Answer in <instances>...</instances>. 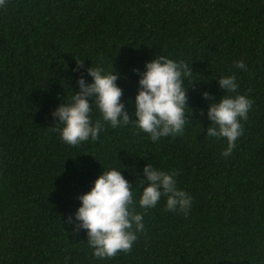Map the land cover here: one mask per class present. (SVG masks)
<instances>
[{
  "label": "trees",
  "instance_id": "16d2710c",
  "mask_svg": "<svg viewBox=\"0 0 264 264\" xmlns=\"http://www.w3.org/2000/svg\"><path fill=\"white\" fill-rule=\"evenodd\" d=\"M183 60L191 110L183 135L152 142L133 127L62 142L51 112L77 91L75 60L120 74L121 100L156 55ZM243 59L247 70L234 69ZM234 73L252 101L243 133L204 132L216 80ZM192 83V84H191ZM131 111V107L125 104ZM188 110L186 109V112ZM99 113L93 112V119ZM175 170L187 215L164 198L136 212L144 229L128 252L94 259L85 230L67 222L103 169L121 166L138 198L145 164ZM144 185L140 186V190ZM0 264H264V0H6L0 7Z\"/></svg>",
  "mask_w": 264,
  "mask_h": 264
},
{
  "label": "clouds",
  "instance_id": "9594fccd",
  "mask_svg": "<svg viewBox=\"0 0 264 264\" xmlns=\"http://www.w3.org/2000/svg\"><path fill=\"white\" fill-rule=\"evenodd\" d=\"M5 3L6 0H0V7ZM233 68L247 70L243 59L235 61ZM80 70L90 81L79 75L75 82L78 90L70 91L71 95L51 112L57 121L51 129L58 130L62 142L78 146L95 141L105 125L113 129L131 126L147 134L152 142L183 135L191 115L186 94L189 86L185 87V81L192 71L185 61L160 54L145 62L143 71L133 69L138 77L137 90L132 99L123 101L122 90L116 83L120 74L111 66L110 70L102 64L85 68L77 59L73 71ZM216 83L224 93L218 101H211L207 91L200 93L209 100L204 115L210 123L204 136L224 139L226 147L221 155L227 157L243 133L241 122L247 119L252 101L237 92L234 73L219 77ZM93 112L99 113L98 119H93ZM177 175L175 170L164 171L146 163L137 179V198L132 184L121 174V166L103 169L89 190L77 197L79 206L66 218L67 222L74 224V230H85L94 259L126 253L137 240V233L144 229L143 216L135 211L137 205L141 209L154 208L164 198L167 211L187 215L192 197L177 186Z\"/></svg>",
  "mask_w": 264,
  "mask_h": 264
}]
</instances>
